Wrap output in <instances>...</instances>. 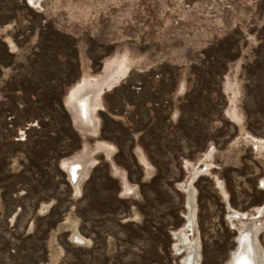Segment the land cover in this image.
Listing matches in <instances>:
<instances>
[{
  "label": "rangeland",
  "instance_id": "rangeland-1",
  "mask_svg": "<svg viewBox=\"0 0 264 264\" xmlns=\"http://www.w3.org/2000/svg\"><path fill=\"white\" fill-rule=\"evenodd\" d=\"M191 179L226 264L229 212L264 219V0H0V264H181Z\"/></svg>",
  "mask_w": 264,
  "mask_h": 264
},
{
  "label": "bare ground",
  "instance_id": "bare-ground-1",
  "mask_svg": "<svg viewBox=\"0 0 264 264\" xmlns=\"http://www.w3.org/2000/svg\"><path fill=\"white\" fill-rule=\"evenodd\" d=\"M74 93L72 97H74ZM77 161H72V162H66L65 168L67 169L70 179L74 182L77 183V177L75 178V164ZM81 167L84 168V163H81ZM187 185V184H185ZM188 188L190 187V182L188 183ZM184 190L186 189L185 187L183 188ZM193 189V188H192ZM192 189L187 192V211L188 213L185 212L186 216V223L183 225L182 229H179L178 231L174 232V239L175 251H180L181 249H186V253H188L187 257L186 255L184 256L183 259L186 260V264H199L200 262V247L196 240L194 241L193 238H190V234H192L194 230V209H193V203H194V197L192 194ZM260 209V208H258ZM257 209V210H258ZM232 211V213H231ZM229 212V215H233V217L240 216L237 215L239 213L234 212V210H231ZM230 218V217H229ZM249 218V217H248ZM256 218V217H253ZM250 221H246V219H232L236 222L235 226L236 230L242 234L243 236L239 240V248L237 250V247L234 248V250L231 252L229 259L227 260L226 264H229L231 261V256L236 253L234 256V259L232 260L231 264H264V250L260 247V244L257 239V233H260L261 230L264 227V219L263 220H254V219H249ZM72 238L75 239L79 244H85V240L76 232H72ZM236 244V243H235ZM181 245V246H180ZM237 245V244H236ZM237 250V252H236Z\"/></svg>",
  "mask_w": 264,
  "mask_h": 264
},
{
  "label": "water",
  "instance_id": "water-1",
  "mask_svg": "<svg viewBox=\"0 0 264 264\" xmlns=\"http://www.w3.org/2000/svg\"><path fill=\"white\" fill-rule=\"evenodd\" d=\"M80 118V117H79ZM193 183V179H191L190 180V184H192ZM191 190V188H188V191H190ZM231 213H232V211H231ZM264 213V205L262 206V207H260V209H258V210H256L255 211V216H256V218L257 217H261V215ZM237 215H240V214H237ZM229 217H230V219H238V218H241V219H247L248 218V214H241L240 216H236V217H233V215H229L228 216V220H229ZM229 222H230V220H229ZM231 228L234 230V231H236V234H237V236H236V239H235V243L237 244L236 245V247H237V250H238V248H239V240L241 239V237L243 236V233L242 234H240L237 230H236V228H235V226H233L232 224H231ZM72 240L74 241V242H76V243H79V242H77L75 239H73L72 238ZM80 245H83V244H80ZM237 250H236V252H237ZM177 253H180V252H183V250L182 251H176ZM236 255V253L234 254V255H232L231 256V261H230V263L229 264H231L232 263V260L234 259V256ZM187 262H186V260L185 259H183L182 261H181V264H186Z\"/></svg>",
  "mask_w": 264,
  "mask_h": 264
}]
</instances>
